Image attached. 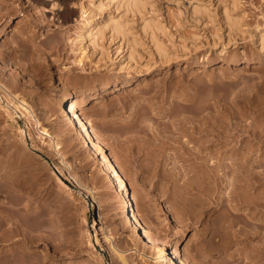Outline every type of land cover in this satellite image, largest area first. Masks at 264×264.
Listing matches in <instances>:
<instances>
[{
	"label": "rangeland",
	"instance_id": "374dc122",
	"mask_svg": "<svg viewBox=\"0 0 264 264\" xmlns=\"http://www.w3.org/2000/svg\"><path fill=\"white\" fill-rule=\"evenodd\" d=\"M136 2L0 0V28L8 19L0 32V91L18 97L0 101V264H163L158 247L124 223L120 192L99 154L61 116L64 97L104 82L101 96L76 106L126 179L133 210L158 246L169 249L180 237L176 251L188 264L240 260L215 247V200L228 187L229 160L255 171L264 161V44L255 34L264 25V0ZM112 22L123 31L113 33ZM17 99L33 113L19 116ZM38 125L59 141L57 151ZM203 157L224 168L211 172ZM60 158L94 195L96 243L85 198L52 171ZM195 160L208 164L206 171L195 169ZM263 234L237 245L248 248V264H264Z\"/></svg>",
	"mask_w": 264,
	"mask_h": 264
},
{
	"label": "bare ground",
	"instance_id": "6f19581e",
	"mask_svg": "<svg viewBox=\"0 0 264 264\" xmlns=\"http://www.w3.org/2000/svg\"><path fill=\"white\" fill-rule=\"evenodd\" d=\"M136 1H139V0H123V2L127 6H129V4H131V5L133 4V6L134 7L136 6V8H137V5L139 4V2L137 3ZM51 4L55 5V1L51 2ZM110 26H111V24H110ZM120 26H119L118 22L117 23L112 22V29H111L112 32L115 34L121 33L123 31V29ZM7 29H8V19H6L3 22V25L0 28V32L5 31ZM87 31H90V30L87 29ZM84 34H86L85 31L80 33V38H82L84 36ZM255 34L259 36V38H258V39H260L259 43L262 44V42H263V44H264V25L259 26L257 28V31L255 32ZM230 60H233V59H230ZM245 60L247 62H249V61L251 62L252 60L254 61V59H251V58L245 59ZM191 65H192L191 63H186L183 66L188 67ZM115 84L117 85V87L114 86L113 89L120 87L119 83H114V85ZM16 85L17 84L15 83V85L13 87H16ZM0 87H2V86H0ZM106 87H107V83L104 82V83H102L100 89L94 90L90 93H84L81 97H78L76 95H70V96L64 97V99L61 102V104H62L61 105V116L63 117V121L68 127L73 126L74 128H76V130H78L80 132V134L83 135L87 144H89L91 146V148H93V150H95L97 152V154H99V160L101 161V168H102L103 172L108 177L112 178V180L116 184L117 191L120 192V210L123 213V217H124L123 220H124V223L127 225V227H129L131 229V231L139 234V237L141 236V238H143V242L148 247H154V248L158 247L157 248L158 249L157 252L159 253L158 256H161V258L163 260V264H188V262L181 255V253L179 251H176V250H178L177 244L180 240V237H177L174 245L173 246L170 245L169 249H168V247H165V246H161V245L158 246L154 237L150 234V232L146 229V227L141 223L136 211L133 210V203L131 202V199H130V192L128 190V184L126 182V179L124 178L122 173L116 168L114 161L110 157V155H108L104 151V147L101 145L100 141L96 138L92 129L90 128V126L86 122L85 118L81 115V111L76 106L77 103H83V102H86L90 99H94L98 96H101V94H103L105 92ZM4 88L6 89V87L3 86L2 89H4ZM1 91H3V90H1ZM1 91H0V101H5L4 104H6V105H8V103L12 102L14 97L18 98L16 95H14L15 93L9 92V89L7 90V93H5V95H3L1 93ZM27 104H28V102H27ZM27 104H26V101H24L23 99L22 100L17 99V103L14 104L15 107H13V108L15 109L16 112H18V115L22 117V116H25L24 114L31 113L33 110V109L31 110L29 108L31 106H28L29 104L28 105ZM6 113L11 115V112L9 110L6 111ZM35 117L36 116H34V118H33L34 120L37 119ZM37 121L39 122V120H37ZM36 126H37V124H36ZM39 128H40V126H39ZM39 128L37 127V129H38L37 134L39 135L38 132H40L41 134L44 135V137H46V139H47V137H49L48 141H50V144H49V142H48V144L51 145L52 149L54 148L53 150L57 151L56 148L59 147L58 146L59 141L55 140L56 137L52 138L50 135L51 133H49L48 129H45L43 126H42V128H40V129ZM21 130H23L22 134L24 135V137L26 139L29 138V136H28L29 133L26 132L27 130H24V129H21ZM41 134H40V136H41ZM29 135H31V134H29ZM42 136H41V139H42ZM50 138H51V140H50ZM43 140H44V138H43ZM208 144H207V147H210V146H208ZM250 144H251V147L254 146V144H253V146H252V143H250ZM256 146L257 145H255V148H256ZM198 147L200 148V145ZM247 147H249V145ZM186 148L187 147H184V149H183V147H182L183 150H185ZM255 148H253V149L254 150L258 149V147H257V149H255ZM253 149L251 148L250 150L252 151ZM188 150H187V152H188ZM196 150L198 152L199 149H196ZM190 151L191 152H188V153L190 155H193V153H192L193 151L192 150H190ZM194 151H195V149H194ZM181 152L185 154V152H183V151H181ZM181 152H180V154L182 156L183 154ZM180 154L177 155L178 157L177 156H175V157H177L179 159ZM190 155H189V157H190ZM197 155L198 154L196 153L195 157ZM60 156H62V155H60ZM240 156L245 157L246 155L245 156L240 155ZM187 157L188 156H186V158ZM242 157H238V158H242ZM260 157L263 158L264 155H260ZM61 158L59 160H54L55 162H53V164H52L53 165L52 171L55 173L56 178H58L59 180H60L59 175H61L63 178L73 182L75 191L85 198L86 205H87V213H88V216L92 220L91 221L92 223H90V227H92L94 229L93 240H95L94 242L96 243L98 241V237H97L98 236L97 235L98 218L96 217L97 212L95 213L94 203H96V202H95L94 195L91 193V191L87 192V187L84 186V184H82L80 180H77L75 178V176H73L71 174L72 172H71V170L69 171V168H68L69 165L67 167L66 163H64V161H62L63 158L62 159ZM192 158H194V157H192ZM200 158H201V156H200ZM256 158H255V160H256ZM232 159L236 160L235 158H232ZM203 160H206V158L204 159V157H203ZM234 160H232V161L229 160V162L227 161L229 163V164L227 163L228 167H229L228 169H230L231 174L229 173L228 169H227V171H222L219 168L221 172L226 173V174L229 173V177L227 178L228 179L227 180L225 177V174H223L224 175L223 177H225V180L227 181L226 182L227 184H225V185H227L228 187L226 186L227 189L223 188V185L221 184L222 185L221 186L220 182H219V185L222 188L221 189L219 188L220 190L218 189L217 197L215 200V208L217 211V215H216L217 218L216 219L218 221V224H216V228H217V232H218V239H217L218 244H216L215 247L218 246L217 249L219 250L220 254L222 253V256H225V254H229L228 255L229 259H228V256L226 255L227 256L226 259H228L229 261H230V256L232 257L233 255H236L237 256L236 259H238V257H240L239 258L240 260H238V262L248 258L246 261L244 260L243 262H241V264L242 263L248 264V262L250 263L251 259H250L249 255L247 256L246 253H244L245 250L249 251L248 248L247 249L245 248L244 251L241 248V247H243L242 245L240 247L241 248L240 251H238L236 248L239 249V247H237V245L240 242L242 243V240H243V242H244V240H249V239L251 241V237H253L252 239H254V236L257 237V235H259V234L262 237V233L264 232L263 231L264 229L260 230L262 227L264 228V226H263L264 220L262 219L263 215H264V199H263L264 198L263 197V194H264L263 190L264 189L263 190L261 189V188H264V161L262 159H258V161H256L257 164L259 166H261V169H259L258 171H255V169L252 167L250 169V164L247 167L246 164H248L249 162L245 161V165L243 163H242L243 164L242 165L240 163L243 160H240L241 162L239 163V159H238L237 162L239 164H237L236 161H234ZM207 161L208 160H206V162ZM216 162H219V161H216ZM253 162H254V160H253ZM195 163H197V164H195L196 165L195 169H198V167H200L201 169L203 168L202 172H203V170L206 171L205 168L208 164H209V168H210V166L212 167V165H210L209 161H208L207 165H205V162L201 161V160H195ZM213 164L215 165L214 161H213ZM219 164H220V162H219ZM254 164H255V162H254ZM254 164L252 163V165H254ZM221 166H218V167H221ZM255 166H256V164H255ZM213 167L218 169L217 166L216 167L213 166ZM213 167H212V169H214ZM183 168H185V167H183ZM191 168H193V167H191ZM221 168H224V167H221ZM186 169H188V168H186ZM210 169L207 168L208 171ZM212 169H211V172H212ZM252 169H254V171ZM195 172H196V170H195ZM200 172H201V170H200ZM181 173L185 174V172H183V171ZM188 173H189V171H188ZM188 173H187V175H188ZM206 173L207 172H205L204 175ZM213 173H216V172H213ZM221 174L217 173L216 175H221ZM1 175H2V173H1ZM4 175H8L7 172H5ZM202 175L200 174V176L199 175H197V176L201 177V179H202V177L204 176V175L203 176ZM211 175H212V173H211ZM208 176L210 177V175H208ZM220 177H222V176H220ZM5 178H6V176H5ZM203 178L205 179L206 177L204 176ZM214 178L215 177L212 176L213 180H214ZM216 179H217L216 180L217 182L216 181L215 182L218 183L219 178L217 177ZM208 180L202 179L200 181H204V182L207 181V183H209L211 181V179H210V181H208ZM221 180H219V181H221ZM223 180H224V178H223ZM5 181H6V179H5ZM4 183H6V182H4ZM210 183H212V182H210ZM216 183H215V185H217ZM5 185L7 186V184H5ZM215 185H213V186H215ZM206 186H208V184ZM208 187H211V186H208ZM259 188H260V190H258V192L262 190L261 193H263L261 195H258V193H257V189H259ZM214 190H215V188H214ZM209 191H211V189H209ZM257 214H259V215H257ZM261 231H263V232L261 233ZM216 235H217V233H216ZM260 235L258 237H260ZM263 236H264V234H263ZM254 240L258 241V238L254 239ZM261 240L263 241L264 237ZM95 243H93V245ZM246 243H248V242H246ZM262 244H263V242H262ZM246 245L249 246V244H246ZM232 246H234V248ZM230 248H232V249L229 250ZM260 249H259V251H260ZM236 251H238V252H236ZM250 253L252 254L253 252L251 251V252H249V254ZM262 253H264L263 249H262ZM220 254L218 253V255H220ZM254 255H256V254H254ZM259 255H261V252L259 253ZM119 257L125 263V260H124L123 256H121V254L119 255ZM244 257H246V258H244ZM260 257H262V256H259V259H260ZM220 259H221L220 260L221 262L219 263V261H218V264H221V263L224 264L225 261L222 262V260H225V259L224 258L223 259L220 258ZM233 259H235V258H233ZM263 260H264V256H263ZM255 261L257 262L256 259H255ZM260 261H261V259H260ZM231 262H232V259H231ZM238 262L236 261L237 264H239ZM260 263H258V264H260ZM233 264H235V263H233Z\"/></svg>",
	"mask_w": 264,
	"mask_h": 264
}]
</instances>
